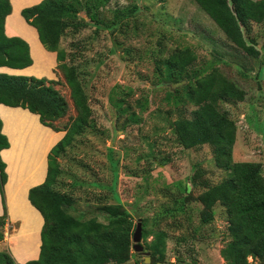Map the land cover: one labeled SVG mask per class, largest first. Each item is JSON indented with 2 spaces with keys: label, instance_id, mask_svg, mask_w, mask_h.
<instances>
[{
  "label": "rangeland",
  "instance_id": "374dc122",
  "mask_svg": "<svg viewBox=\"0 0 264 264\" xmlns=\"http://www.w3.org/2000/svg\"><path fill=\"white\" fill-rule=\"evenodd\" d=\"M98 9L101 24L80 12V25L68 23L60 38L63 62L75 68L91 114L57 158L54 189L73 198L69 212L75 217L107 223L100 208L120 204L133 217V232L134 212L146 220L147 230L166 232L162 264H225L220 257L228 241L224 208L215 204L213 220L202 224V206L187 196L202 191L192 186L196 172L195 182L209 185L226 173L215 168L211 147L184 149L176 143L170 130L177 109L166 99L173 90L157 81L155 68L158 60L188 48L196 57L190 73L215 68L244 92L243 101L219 107L236 124L233 160L261 164L264 178V22L245 32L259 52L252 58L229 43L192 0H108ZM55 73V88L69 106L55 123L64 127L76 112L62 71L56 67ZM180 109L188 116L192 107ZM139 243L146 250L145 242ZM131 255L128 264L135 259L157 264L146 254Z\"/></svg>",
  "mask_w": 264,
  "mask_h": 264
},
{
  "label": "trees",
  "instance_id": "16d2710c",
  "mask_svg": "<svg viewBox=\"0 0 264 264\" xmlns=\"http://www.w3.org/2000/svg\"><path fill=\"white\" fill-rule=\"evenodd\" d=\"M33 1L36 0H12L13 13L7 19L6 30L21 34L31 43L36 62L33 71L40 74L44 72L40 69L41 50L32 31L24 27L17 16L23 4ZM107 1L42 0L20 12L24 21L36 30L43 48L56 54L57 68L63 73L76 112L68 126L58 127L55 124L69 110L66 99L55 88V80L0 72V105L23 109L2 111L6 130L16 137L11 149L2 153L7 168L0 157V242L5 238L6 201L8 215L21 218L29 227L28 231L31 230L18 243L17 255L31 256L35 252L34 230L38 223L36 215L25 203L24 190L27 185L23 184L38 183L42 178L44 153L53 143V138L46 137L47 130L65 132L47 155L44 182L28 191L27 198L42 216L43 225L38 258L24 264H128L132 256L133 217L122 205L100 208L107 215V223L95 218L81 219L69 212L74 209L73 198L54 189L60 174L57 158L71 144L72 138L85 129L91 114L75 68L63 62L60 38L68 23L80 25V12L90 23L101 24L98 8L105 6ZM192 1L229 43L252 58L258 57L259 52L253 46V40L247 42L245 32H249L252 24L264 22V0ZM10 13L9 0H0V68L24 69L32 64L29 45L20 37L6 36L5 19ZM195 58V54L188 48L179 49L167 58L158 60L155 68L157 81L171 86L173 90L167 93L166 99L173 101L177 109L170 130L176 143L184 149L205 145L211 147L215 168L226 173V177L219 183L209 185L205 182L197 184L195 180L200 173L196 172L191 178L192 186H200L202 191L196 198L187 196V200L197 201L202 206V224L213 220L212 208L215 204L224 208L228 241L220 250V257L225 264H264V178L261 164L233 160L236 124L219 107L221 103L243 101L244 92L215 68L208 73L204 70L190 73L188 68ZM182 81H186L185 84H180ZM113 104L119 109L122 105L118 101ZM187 105L192 107L188 116L180 109ZM130 119L135 117L131 116ZM1 128L0 119V152L9 147ZM25 128L28 134L20 138ZM6 173L9 181L5 201L3 187ZM188 190L185 189L186 192ZM166 239V232L147 230L146 220L142 219V240L151 263L165 262ZM248 258H251V262ZM134 262L137 264L143 261L135 259ZM0 264L17 263L9 251L1 250Z\"/></svg>",
  "mask_w": 264,
  "mask_h": 264
},
{
  "label": "crops",
  "instance_id": "0c3cea01",
  "mask_svg": "<svg viewBox=\"0 0 264 264\" xmlns=\"http://www.w3.org/2000/svg\"><path fill=\"white\" fill-rule=\"evenodd\" d=\"M41 1L42 0H36V1L30 2V3L23 4L18 9L17 16H18L19 22L24 27H26L27 29H30L32 31L34 37H35V40L37 42V45H38L39 49L41 50V54H42V57H41V62L42 63H41V68L40 69L43 70L44 72L38 74V73H35L33 71V67H34V65H35L36 62H35V58H34V56L32 54L31 43L24 36H22L21 34L9 33L6 30L7 19L13 13L12 0H9V2L11 4V13L5 19V34H6L7 37H20L21 39H23L24 41H26L28 43V45H29V54H30V57L32 59V64L29 67H26L24 69H10V68H5L4 67V68H0V72L7 73V74H11V75H26V76H33V77H36V78H46V79L55 80V77H56L55 70H56V67H57L56 54L53 53V52L46 51L43 48V46L41 45V43H40V41L38 39L36 30L33 27L29 26L24 21V19L21 17V15H20V12H21L22 9L28 8V7H31V6H34V5L38 4V3H40ZM3 109H10V110H12V109L13 110H16V109L23 110V109H21V108H11V107H7V106H4V105H0V119H1V122H2L1 133L3 135H5V137L8 140V143H9V147L7 149H3L0 152V157H1L2 161L6 164V168H7V163H6V161H4L3 156H2V153L4 151H7V150H10L11 149L12 142H13V140H15L14 137H16V136L13 133L10 134L6 130L5 120H4L3 116H2ZM38 122H39V120H38ZM49 130H47L48 132L46 134V137L53 138V143L46 149V151L44 153L42 178H41V180L38 183L31 184V185L27 186L25 188V190H24L25 191V194H24L25 203L27 204V206L29 207V209H31L34 212V214L36 215L37 220H38V223H37L36 228L34 230L35 231V240H36V246L34 248V251L35 252L31 256H29V255H23V254H18V255L16 254V249L18 248V243L20 242V240L22 239V237L25 236V235H27L29 232H31V230L28 231V228L29 227L27 226V224L21 218H11L8 215V207H7V201H6V185H7L8 181H9L8 180L9 177H8V174L6 173L7 174V179H6L5 185L3 187V190H4L5 201H6V209H7V219L5 220L6 223L4 225L5 226L4 229H5V231H7V234L5 233V235H7V236H5V239L2 242H0V251L1 250H7V251H9V253L12 255V257L14 258V260H15V262L17 264H24L27 261L36 260L38 258V255H39V250H40V231H41V228H42V225H43V218L40 215V213L33 206H31V204H30V202H29V200L27 198V195H28V191H29L30 188H32L34 186H37V185H40L41 183L44 182L45 177H46V171H47V155H48L50 149L64 135L63 132H54L51 129H49ZM25 131H27V128H25L22 131V133L19 136L20 138H23L24 135H26V133L28 134V132H25ZM6 168H5V170H6ZM1 215H2V209L0 207V216ZM6 227H8V229ZM10 227H11V230H9Z\"/></svg>",
  "mask_w": 264,
  "mask_h": 264
},
{
  "label": "water",
  "instance_id": "95a60500",
  "mask_svg": "<svg viewBox=\"0 0 264 264\" xmlns=\"http://www.w3.org/2000/svg\"><path fill=\"white\" fill-rule=\"evenodd\" d=\"M133 216H134V218L137 219V223L135 226V230L132 234V242H133L132 249L136 253L147 255V253H144L145 250H144L143 246L139 243L142 240V220H141V218H139V214L136 212H134Z\"/></svg>",
  "mask_w": 264,
  "mask_h": 264
},
{
  "label": "built area",
  "instance_id": "2783aa9c",
  "mask_svg": "<svg viewBox=\"0 0 264 264\" xmlns=\"http://www.w3.org/2000/svg\"><path fill=\"white\" fill-rule=\"evenodd\" d=\"M248 259H249L248 261L251 262V258H248Z\"/></svg>",
  "mask_w": 264,
  "mask_h": 264
}]
</instances>
